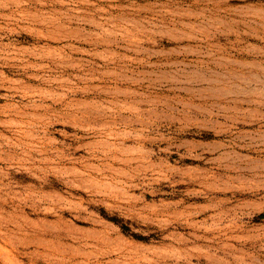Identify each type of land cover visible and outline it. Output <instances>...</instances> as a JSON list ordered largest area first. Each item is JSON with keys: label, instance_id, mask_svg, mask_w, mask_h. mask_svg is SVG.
<instances>
[{"label": "rangeland", "instance_id": "1", "mask_svg": "<svg viewBox=\"0 0 264 264\" xmlns=\"http://www.w3.org/2000/svg\"><path fill=\"white\" fill-rule=\"evenodd\" d=\"M0 264H264V0H0Z\"/></svg>", "mask_w": 264, "mask_h": 264}]
</instances>
